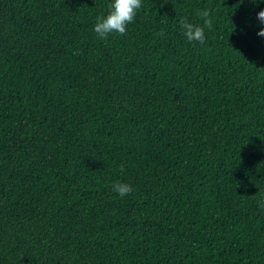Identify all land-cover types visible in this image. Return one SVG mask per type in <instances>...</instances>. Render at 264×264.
<instances>
[{"label": "trees", "instance_id": "obj_1", "mask_svg": "<svg viewBox=\"0 0 264 264\" xmlns=\"http://www.w3.org/2000/svg\"><path fill=\"white\" fill-rule=\"evenodd\" d=\"M110 4L0 0V264H264V4Z\"/></svg>", "mask_w": 264, "mask_h": 264}, {"label": "clouds", "instance_id": "obj_2", "mask_svg": "<svg viewBox=\"0 0 264 264\" xmlns=\"http://www.w3.org/2000/svg\"><path fill=\"white\" fill-rule=\"evenodd\" d=\"M253 4H264V0H252ZM142 7V0H111L109 12L106 16L97 19L93 30L99 38L106 39L110 34L118 33L123 35L127 31V26L134 21L137 11ZM199 15L207 17L208 13L202 12ZM255 19L258 25L256 36L264 39V9L256 13ZM183 34L187 41H205L204 29L194 26L191 23L181 21ZM113 191L120 197L130 194L133 189L127 183L113 184Z\"/></svg>", "mask_w": 264, "mask_h": 264}]
</instances>
